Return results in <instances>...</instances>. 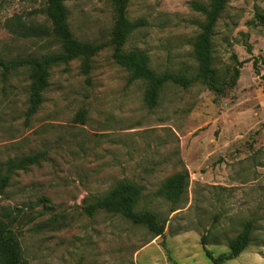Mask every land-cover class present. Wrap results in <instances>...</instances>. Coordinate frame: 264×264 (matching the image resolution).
I'll return each mask as SVG.
<instances>
[{
  "label": "rangeland",
  "instance_id": "obj_1",
  "mask_svg": "<svg viewBox=\"0 0 264 264\" xmlns=\"http://www.w3.org/2000/svg\"><path fill=\"white\" fill-rule=\"evenodd\" d=\"M194 2L210 0H130L128 17L143 26L125 51L146 53L159 74L194 76L193 45L205 21ZM64 3L73 36L105 46L92 58L90 75L81 61L53 68L44 102L29 116V74L4 76L0 68V161L46 154L40 165L15 172L0 194V217H18L13 229L24 261L213 264L207 253L229 256V241L253 222V243L224 264H264V27L257 19L264 17V0H230L217 23L213 57L227 85L223 94L203 83L168 85L154 109L144 101L145 84L131 82L113 60L109 0ZM44 9L45 0H0L3 60L57 50L5 28L15 15L48 25ZM184 172L188 189L173 204L162 197V185ZM123 180L142 188L138 210L158 216L162 236L120 216L84 212Z\"/></svg>",
  "mask_w": 264,
  "mask_h": 264
},
{
  "label": "trees",
  "instance_id": "obj_2",
  "mask_svg": "<svg viewBox=\"0 0 264 264\" xmlns=\"http://www.w3.org/2000/svg\"><path fill=\"white\" fill-rule=\"evenodd\" d=\"M229 1L210 0L208 5L197 2L191 4L194 11L205 16V21L201 25V33L196 37L193 45L197 72L194 76H190L186 72L159 74L151 68L150 58L146 53L138 50L125 51L130 36L143 25L142 22L130 21L128 17L130 0H109L115 21L109 44L114 48L113 60L119 67L128 72L131 82L145 84L144 101L149 108L154 109L157 106L162 92L168 85L188 89L194 84L203 83L218 94H223L227 85L220 83L214 68L213 36L217 23L226 10ZM43 13L48 25L29 23L22 16L15 15L6 21L5 28L20 39L46 41L51 45L56 44L57 50L41 58L31 57L5 61L0 57V68L4 76L19 70H24L29 74L31 82L29 116L37 114L41 108L44 102V93L49 88V79L53 68L81 61L82 73L88 77L91 73L92 58L105 48L103 45L96 46L83 43L73 36L64 0H45ZM257 19L264 27V17L258 15ZM236 79L237 77L233 79V82ZM219 85L221 87H218ZM45 160L46 154L38 153L9 160L5 164L0 161V194L9 186L11 177L15 172L38 166ZM188 185V173L175 174L163 183L162 197L173 204H179L188 189ZM141 199L142 188L132 181L123 180L106 194L94 197L89 201L84 207V212L90 217L100 212L120 216L135 224L146 226L156 237L162 236L165 232V225L160 223L156 214L138 210ZM17 222L18 217H14L11 212H6L0 217V264H27L22 256L18 234L13 229V225ZM256 231L255 223H245L241 233L228 243L229 256L222 255L214 258L211 253H207L208 258L213 264H224L239 257L253 243ZM203 245H206L205 241Z\"/></svg>",
  "mask_w": 264,
  "mask_h": 264
}]
</instances>
